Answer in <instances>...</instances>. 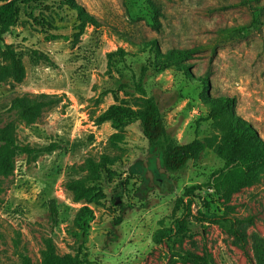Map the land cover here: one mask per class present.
<instances>
[{
    "label": "rangeland",
    "instance_id": "rangeland-1",
    "mask_svg": "<svg viewBox=\"0 0 264 264\" xmlns=\"http://www.w3.org/2000/svg\"><path fill=\"white\" fill-rule=\"evenodd\" d=\"M72 1L22 5L16 25L0 39L1 50L14 45L25 69L22 81L10 76L0 84V130L12 124L21 147L56 146L31 156L17 151L13 170L0 174V264H21V254L43 264L48 238L61 257H75L84 242L83 259L92 264H192L182 259L186 253L205 256L209 264H255L252 242L242 250L233 232L264 237V172L229 202L204 185L224 166L215 148L233 113L264 140V12L258 28L238 33L252 22L240 0ZM120 50L125 69L109 58ZM33 51L53 63L35 59ZM144 70L167 135L181 145L208 143L182 171L164 169L161 147L151 146L138 124L116 129L100 120L112 105L138 108L135 100L142 97L133 89L117 100L102 93L117 90L114 79L130 82ZM37 94L57 103L28 123L10 112L16 98ZM223 97L233 101L232 110L214 119ZM114 135L126 142L114 144ZM74 183L98 190L77 201ZM194 185L204 187L196 192L188 230L155 244L160 222ZM85 207L91 211L86 237L78 223ZM198 212L222 221H205Z\"/></svg>",
    "mask_w": 264,
    "mask_h": 264
},
{
    "label": "trees",
    "instance_id": "trees-1",
    "mask_svg": "<svg viewBox=\"0 0 264 264\" xmlns=\"http://www.w3.org/2000/svg\"><path fill=\"white\" fill-rule=\"evenodd\" d=\"M51 0H0V39L8 34L13 28L21 14V6L30 4H43ZM63 5L72 4V0H58ZM149 1V0H148ZM150 2V1H149ZM242 5L249 8L252 15L250 25L240 28L238 33H248L253 28H258L261 25L264 7L259 0H240ZM155 10V7L151 5ZM156 16L159 13L156 11ZM35 22L37 18H33ZM158 18L156 23H158ZM232 31H235L232 30ZM35 59L44 61L48 64L53 63L52 60L45 54L38 51H33ZM174 56V52H170ZM125 52L120 50L110 55L112 65L119 69H125ZM22 58L16 52L14 45H6L5 49H0V84L8 77L13 76L17 82L24 79L25 69L22 63ZM146 78L145 70L139 76L132 74L130 82L115 80L118 84L117 90L104 91L102 97L108 94H113L114 99L119 98L122 91L133 89L142 98L136 99L135 104L137 109L125 105H112L101 116V121H109L116 129L122 128L130 124H138L145 140L151 146H160L163 153L164 169L167 172L175 173L184 170L189 162L198 160L206 150L208 143L193 142L190 144L181 145L175 139L167 135L165 118L158 105L155 97L149 96L144 80ZM208 87L207 81H205ZM57 103V99L52 95L37 94L33 96H25L16 98L10 107V112L14 113L21 121L33 122L47 107ZM216 110L213 114L214 119H219L225 111L232 110L233 101L227 98L217 99ZM230 130L222 135L220 143L215 148L217 157L223 161L224 166L212 173L208 183L204 185L212 189L218 197L225 202L232 200V197L244 190L253 186L259 179L261 173L264 172V140L250 123L236 116L231 115ZM13 125L9 124L0 130V174L7 175L13 170V158L17 151H21L27 155H33L41 152L55 151L56 146L52 145L44 149H31L29 147H21L16 143L14 138ZM114 144H124L126 141L119 135H114L111 139ZM107 160V159H106ZM91 169L98 176V165L92 164ZM204 186L194 185L187 187L182 197L175 202L172 214L169 218L163 219L160 222V228L152 236V241L155 244H161L171 239V237L181 235L188 230L189 220L193 215V207L196 205V192L201 191ZM70 187L76 192V200H82L98 190L97 185L87 187L80 183L71 184ZM91 213L90 209L83 208L79 215L80 229L83 231L84 237L87 236V231L90 228L88 216ZM53 222H57L58 211L53 206L51 207ZM198 218L205 221L219 224L222 221L221 217L217 216H202L198 212ZM171 220L167 224V220ZM202 220V221H204ZM235 239L238 240L242 250L246 251V246L249 241L252 242L253 262L255 264H264V237L253 233L250 237L238 229L234 230ZM250 238V239H249ZM45 250L42 258L43 264H92L85 262L83 252L86 250L85 243H81L75 257L64 256L57 254L56 246L51 238L44 242ZM185 262L192 264H209V259L205 256H199L192 253H186L182 256ZM21 264H33L30 257L26 254L20 255Z\"/></svg>",
    "mask_w": 264,
    "mask_h": 264
}]
</instances>
